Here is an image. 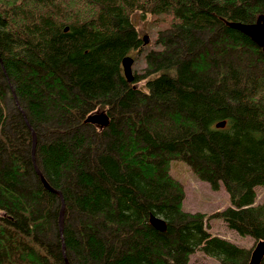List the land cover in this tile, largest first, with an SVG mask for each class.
I'll use <instances>...</instances> for the list:
<instances>
[{
    "label": "trees",
    "instance_id": "16d2710c",
    "mask_svg": "<svg viewBox=\"0 0 264 264\" xmlns=\"http://www.w3.org/2000/svg\"><path fill=\"white\" fill-rule=\"evenodd\" d=\"M137 13L170 17L155 49ZM263 14L264 0H0V264H190L198 250L252 264L264 242V51L227 23ZM133 54L145 68L128 82ZM95 113L109 125L88 122ZM175 160L225 186L220 215L256 245L184 210Z\"/></svg>",
    "mask_w": 264,
    "mask_h": 264
},
{
    "label": "rangeland",
    "instance_id": "374dc122",
    "mask_svg": "<svg viewBox=\"0 0 264 264\" xmlns=\"http://www.w3.org/2000/svg\"><path fill=\"white\" fill-rule=\"evenodd\" d=\"M133 22L140 37H149V41L145 45L148 46L149 49H155V40L158 32L169 27L170 17L148 15L142 18L141 15L137 13L133 16ZM137 55L133 54L132 56L136 59L133 64V74H138L145 68L144 56L140 55L141 57H138ZM171 172L186 186L187 191L183 204L184 210L206 214V230L208 232L230 240L242 248L249 249L256 245V242L251 237L239 236L234 231L230 230L223 217L220 215L225 209L232 206L230 196L223 184L219 189L214 190L209 183L200 180L190 166L185 161L181 160L172 162ZM262 202H264V186L256 189V203ZM189 262L190 264H220L219 259L208 256L201 250L192 254Z\"/></svg>",
    "mask_w": 264,
    "mask_h": 264
},
{
    "label": "water",
    "instance_id": "95a60500",
    "mask_svg": "<svg viewBox=\"0 0 264 264\" xmlns=\"http://www.w3.org/2000/svg\"><path fill=\"white\" fill-rule=\"evenodd\" d=\"M227 24L228 26L235 28L239 30L240 32H242L243 34H245L246 36H248L259 48H261L264 51V14L260 15L257 18L256 22L254 23L245 24V23L229 22ZM143 39L145 41V44H147V42L149 41V37L144 36ZM133 64H134V58L132 56H126L122 60L124 75L128 82L134 81ZM137 86H140V84H137ZM87 121L93 124H97L100 127H106L110 123V118L106 113H97V114L90 116ZM225 126H226L225 121L217 124L218 128H224ZM32 134H33V143L35 147L36 135L34 134V132H32ZM35 168H36L37 173L41 176V180L44 186L48 190L53 191L61 196L59 191H55L53 190L52 187H50V185L47 183V181L45 180V178L43 177V175L41 174L40 170L38 169L36 165H35ZM64 210H65V206L62 207V210L60 213V222H59L60 232L62 236H63V224H64ZM150 223L157 230L162 231V232L166 231V222L162 218L151 216ZM64 252H65V248H64ZM263 257H264V242H260L252 252L251 263L258 264Z\"/></svg>",
    "mask_w": 264,
    "mask_h": 264
},
{
    "label": "bare ground",
    "instance_id": "6f19581e",
    "mask_svg": "<svg viewBox=\"0 0 264 264\" xmlns=\"http://www.w3.org/2000/svg\"><path fill=\"white\" fill-rule=\"evenodd\" d=\"M148 15V14H147ZM234 23H240V22H234ZM94 115V114H93ZM220 119V118H219ZM228 129V128H227ZM32 132H34V131H32ZM34 134H35V132H34ZM33 135V134H32ZM36 141H37V139H36ZM35 150H36V144H35V147H34V143H33V148H32V155H33V157L35 156ZM56 191V190H55ZM61 194V193H60ZM63 206H65V203L62 201V207ZM61 210H62V208H61ZM64 216H65V210H64ZM64 225V224H63ZM59 226H60V223H59ZM61 233V232H60ZM260 243V242H259ZM258 243V244H259ZM257 244V245H258ZM256 245V246H257ZM64 248H65V246H64ZM64 248H63V253H64V255L66 254V249H65V252H64ZM67 262V261H66Z\"/></svg>",
    "mask_w": 264,
    "mask_h": 264
}]
</instances>
